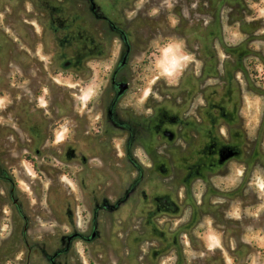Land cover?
Returning a JSON list of instances; mask_svg holds the SVG:
<instances>
[{
    "label": "rangeland",
    "instance_id": "rangeland-1",
    "mask_svg": "<svg viewBox=\"0 0 264 264\" xmlns=\"http://www.w3.org/2000/svg\"><path fill=\"white\" fill-rule=\"evenodd\" d=\"M0 1V33L9 42L16 38L12 28L7 26V19L16 28L20 24L21 10L13 11L17 4L22 6L25 14L21 17L22 23H33L38 33L40 28L32 21L35 14L37 18H75L77 23L74 28L77 27L82 38L93 37L103 42L99 35L102 30L96 29L95 22L102 19L98 18L101 17L100 10L94 0L93 10L88 0H33L34 8L29 0H24L23 3L22 0ZM164 4L163 0H136L133 4L134 12L128 15L134 18L131 21L133 30L155 35L147 53H142V49L130 53L128 46L126 60H129L130 65L140 68L136 79L142 90L137 94H128L122 103L123 108L149 116V120L142 123L147 127V139L143 141L147 144L145 155L150 166L146 172L136 167V177L126 192L127 194L135 185V189L126 198L131 211L135 209L134 196L131 195L138 189L135 203H140V206L136 213H141L144 208L150 213L147 217V239L139 245L135 243L137 247L132 252L122 246L117 252L107 253V260L101 254L100 262L95 261L93 250L89 246L78 245L76 249L79 264H134L138 253L139 259L147 258L143 264H264V0H222L221 3L213 0L216 15L206 17L205 23L200 25H205L208 29L193 32L188 29L190 20L181 18L179 23L172 15L171 3ZM146 6H149L147 11ZM184 14L187 16L186 12ZM199 31L201 36L210 37V53L207 57L210 61L207 63L199 59L191 49L190 36L199 34ZM50 33L52 43L55 36ZM70 35L72 36V32ZM118 49L111 50L109 57L105 53L88 56L91 58L85 56L81 61L83 70L80 72L58 68L60 76H53L52 83L64 89L68 101L73 104V111L86 118L88 130L97 129L94 125V119L100 114L97 99L107 84L110 66L117 58L120 61L126 52L121 51L119 54ZM51 51L52 49L46 48L44 52L37 47V61L42 60L43 64H48ZM64 51V56L69 57L72 53L67 50V54H64ZM9 61H5L8 65L5 66V71L8 73L3 76L0 84V113H4L5 129H10L13 124L6 117L13 111L14 69L13 63ZM201 74L205 78V84L211 87L208 93L202 90L196 93L192 112L194 108H202L204 119L194 120L190 117L186 121L180 117L182 129L177 131L178 126L175 127L177 132L174 148L170 152L162 149L160 152L163 157L156 154L155 146L160 143L168 144L173 138V132L168 130L172 125L169 120L176 118L177 114L167 106L169 101H175L168 91L183 82H188L189 85L192 83L191 76ZM175 91L177 93L184 90L179 87ZM193 96L194 93L191 98ZM147 100L149 103H162L164 111L160 109L158 114L150 117L151 110H146L144 105ZM186 100L187 97L184 98ZM65 128L63 125L55 130L56 142L65 138ZM160 130L164 131L163 135H159ZM232 134L237 142L231 139ZM55 145L54 143L53 146ZM233 145L241 153V158L229 159L225 167L215 170L211 175L206 174L204 179H186L187 175L205 173V166H215L213 153L216 149H236ZM101 155L102 152L91 150L80 156L81 167L86 166L81 174L80 186L84 192L93 196H104L112 183L109 178L114 182L113 175L119 174L114 168L108 172L97 169L96 161ZM10 156L14 159L11 165L13 174L19 181L21 191L28 196L30 207L36 204L39 208L46 209L47 205L55 212L58 211L55 209V190L49 188V183L56 180L74 191V198L62 197L64 211L69 206L73 208V199L77 200L79 197L74 168L63 166L54 153L34 156L15 150ZM26 156H31L35 164L25 160ZM138 156L144 164L147 163L141 154ZM87 159H93L89 165L83 163ZM57 175L59 179H56ZM148 176L153 178L150 180L151 184L146 185ZM155 197L162 201L168 199L176 210L168 211L160 207L155 212L152 207ZM101 206L107 208V205ZM81 211L80 208L78 212ZM14 212L20 216L19 229L12 234L10 240L1 245L8 248L7 254L0 246L2 259L8 260L3 262L0 259V264H18L14 261L15 257L20 256L25 246H29L30 237L36 239L53 230H64L63 226L56 225L54 221L37 219L38 223L32 225L29 237V221L21 202L14 207ZM87 218L86 215L77 219V229L84 226ZM13 221L9 211L0 208V243L9 238ZM136 221L138 222L134 219L130 226L136 227ZM118 222L121 221L118 219ZM142 232L139 228L135 231V236L139 237ZM116 233H120L117 237L121 240V230ZM117 256L126 259L117 263L112 260Z\"/></svg>",
    "mask_w": 264,
    "mask_h": 264
},
{
    "label": "flooded vegetation",
    "instance_id": "flooded-vegetation-1",
    "mask_svg": "<svg viewBox=\"0 0 264 264\" xmlns=\"http://www.w3.org/2000/svg\"><path fill=\"white\" fill-rule=\"evenodd\" d=\"M57 1L61 2L60 0ZM94 1L96 7L100 10L99 14L101 17L98 18L102 19L95 22L97 26L94 25L96 29L102 30V32H99V35L103 42L97 41L93 37L82 38L78 33L77 27L74 28V25L77 23L75 18L57 17L55 19L45 16L37 18L35 14L34 19H30L40 28V32L38 33L34 29L33 23H22L21 17L25 14L22 6L18 4L16 5L17 7L13 8V11L21 10L19 26L17 28L14 27L10 19H7V26L11 27L14 31L16 40L9 42L0 33V84H2L3 76L8 73V71H5V66H8L5 64V61L10 60L9 62L13 63L14 69L13 111L6 115L7 119L13 123L10 129H5L4 113H0V119H3V122H0V208L7 209L14 221L11 223L9 238L4 239L0 243V246L10 240L12 234L19 229L18 217L20 216L15 214L14 207L20 202L25 208L24 214L29 221L28 236L32 225L36 222L38 223L37 219L54 221L56 225L59 224L64 228L62 232L53 230L50 234L41 235L39 238L36 237V239H32L29 236V246H25L20 256L15 257L14 261L18 264H79L80 261L76 248L78 245L84 247V244L93 250L95 261L98 262L99 260L100 262L101 256H104V259L107 260V253L111 251L117 252L122 246L128 248L129 252H132L137 247L134 245L135 243L139 245L147 239L146 235L149 229L147 227V217L150 213L145 208L141 209V213L140 211L136 213L140 206V203L136 205L138 195H135L138 193V189L131 195L132 197L134 196L133 206H135V209L133 211H131L132 208L130 209L129 202L126 200L119 208L111 209L119 200L124 198L126 192L129 190L128 186L131 185L133 179L136 177V167H140L146 172L150 166L145 155L147 144L143 141L147 139V127H144L143 123L147 119L149 120V116H144L143 113H135L131 109L122 107V103L128 94H137L142 90V87L140 89V82L136 79L140 68L130 65L129 60L121 63V60H118L119 58L111 64L107 84L103 87L104 90L99 93L97 99L100 114L99 117L94 119V125L97 127L96 130L94 128L92 130L87 129L86 118L73 111V104L68 101L64 89L52 83L54 81L53 76H60L58 75V68L62 70L82 71L81 61H83L85 56H95V54L99 56L105 53V56L109 57L111 50L119 48L118 52L120 54L121 51H126L128 46L130 47V53L135 52V50L139 52V49L143 50L142 53H147L151 49V47H148L153 39L152 37L155 35L148 32H136L133 30L131 22L134 18L132 16L128 17V15H132V12H134L133 4L136 0ZM163 2L165 3L164 5L171 3L172 15L176 20H179V23L181 18L190 20L188 29L192 32L200 29L207 30L208 27L200 25L205 23L206 17H214L217 12L213 0H163ZM221 2L222 0H219V3ZM9 4L14 6L11 1H9ZM29 4L33 8L35 7L33 0H29ZM148 8L149 6H146L145 11ZM184 12L187 13V16ZM64 19H67V22ZM145 24L148 23L146 22ZM71 32L72 36L70 35ZM49 33L55 36L53 39L54 43H51ZM194 34L190 36V40L192 39L190 42L191 49L199 59L207 63V61H210L207 58L210 53V37L201 36L200 31L199 34ZM37 47H40L44 52L46 48L52 49L50 52L51 59H49L48 64H43L42 60L37 61ZM67 50L72 52L69 57L62 55V51H64V54H67ZM214 60L216 61V59ZM191 77L192 83H189V85L187 84L188 82H183L178 84L176 88L168 91L169 96L172 95L175 101H169L167 106L177 114V117L170 118L169 120L172 125L168 130L173 132L172 140L168 141V144L165 145L160 143L154 148L156 149V154H160V156H162L160 152L162 149V151L166 149L167 152H170L174 148L175 133L178 129H182L180 117L186 121L190 117L191 119L194 118V120L204 119V115L201 112L202 108H194L193 112L192 108L194 100L197 97L196 93L201 90L208 93V89L211 86L205 84L203 74ZM218 77L222 78V76ZM188 78L189 76H187ZM121 83H125L127 89L116 102L114 110L110 115L109 110L116 94L120 91ZM179 87H182L184 91L176 93L175 90ZM43 93H46V96H43ZM193 93L194 96L191 98ZM185 97L188 100L184 101ZM205 97L206 94L204 99ZM149 102L147 100L144 105L146 110H151L150 117L154 116L155 113L158 114L159 112L157 111L160 109L164 111L162 103ZM63 125L66 127V136L60 142H56L55 130ZM175 127H177V131ZM161 134L163 135L164 131L161 132L160 130L159 135ZM231 139L236 140V137L232 134ZM54 143L56 144L55 146H53ZM233 146L236 147V145ZM210 148L212 152L213 146ZM15 150L34 154V156L42 153H54L55 158L60 163H63V166L74 168V180L78 187L77 192L79 197L77 200L73 199L75 201L73 208H69V206L68 210L64 211L62 197H73L74 191L56 180L49 183V188L55 190V202L57 203V208L55 209L58 211L56 210L57 212H55L54 209H51L47 205H45L46 209H41L36 204L30 207L28 196L21 191L19 181L13 174L11 165L14 159L11 158L10 153ZM91 150L102 152L100 159L96 161L98 170L108 172L111 168H114L119 173L118 175H113L114 182L109 178L112 183L105 191L104 196L102 194L100 196L88 194L80 186V182L82 181L81 174L86 170V166L81 167L80 156L83 152ZM220 151L216 149L213 153V156L215 155V166H205L207 168L205 169V173L193 176L187 175L186 179H204L206 174L211 175L215 170L225 167L229 162L227 160L219 163L221 159ZM230 151L235 154L232 158L239 159L242 157L237 147ZM138 154L142 155L147 162L146 164L139 160ZM28 157L26 156L24 159L29 161L30 164H35L34 159L31 156ZM92 160L87 159L83 163L89 165ZM151 178L153 177L148 176L146 185L151 184ZM56 179H59V175H57ZM177 180L179 181L178 177ZM62 183H64L63 180ZM153 201L152 207L155 212H158L160 207L168 211L171 208L159 197H155ZM102 204L107 205V208H102ZM80 208L82 211L78 212ZM95 210L97 213H94ZM86 215L88 218L84 226L80 230L77 229V219L81 216L86 217ZM118 219L121 222H118ZM134 219L138 220L135 224L137 225L136 227L130 226ZM139 228L143 232L142 235L136 237L135 231ZM117 230H121V240L117 237L120 236V233L117 235ZM1 249L7 254V247L1 246ZM2 255L0 250L1 261H8L7 259H2ZM137 256L134 264H143L145 260L147 261L146 257L139 259ZM109 257L111 258L112 256ZM116 258V260L114 258L112 260L117 261V263L119 260L126 259L125 257L119 258L118 256Z\"/></svg>",
    "mask_w": 264,
    "mask_h": 264
},
{
    "label": "water",
    "instance_id": "water-1",
    "mask_svg": "<svg viewBox=\"0 0 264 264\" xmlns=\"http://www.w3.org/2000/svg\"><path fill=\"white\" fill-rule=\"evenodd\" d=\"M90 2V6H91V10L94 9V4L92 2V0H88ZM127 54H128V48L125 52V54L123 55L122 59H121V63H124L126 61V58H127ZM127 89V86L125 83H121L120 85V91L116 94V97L114 98L113 102H112V105H111V108L109 110V114L111 115L113 110H114V106L116 104V102L118 101V99L121 97V95L126 91ZM169 135V134H168ZM172 138V136L170 137ZM220 156H221V159H220V162L219 163H223L229 159H231L232 157H234V153L232 151H230L229 149L227 148H223L221 149L220 151ZM135 189V185L132 187V189L124 196L123 199L119 200L111 209H116L121 203H123L126 198H127V195L129 196L131 194V191H133ZM166 204H168L171 208L169 211H175L176 208L172 205V203L170 201H168V199H164L163 200ZM168 208V207H167Z\"/></svg>",
    "mask_w": 264,
    "mask_h": 264
},
{
    "label": "trees",
    "instance_id": "trees-1",
    "mask_svg": "<svg viewBox=\"0 0 264 264\" xmlns=\"http://www.w3.org/2000/svg\"><path fill=\"white\" fill-rule=\"evenodd\" d=\"M226 78H229L227 75H226ZM164 251V250H163ZM162 251H160V253H161ZM160 253L158 252V254L160 255ZM162 254V253H161ZM209 260V259H208Z\"/></svg>",
    "mask_w": 264,
    "mask_h": 264
}]
</instances>
